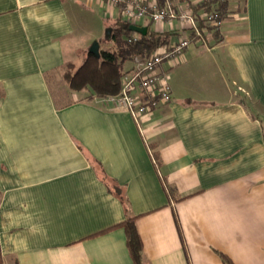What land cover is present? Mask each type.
<instances>
[{
    "label": "crops",
    "instance_id": "obj_1",
    "mask_svg": "<svg viewBox=\"0 0 264 264\" xmlns=\"http://www.w3.org/2000/svg\"><path fill=\"white\" fill-rule=\"evenodd\" d=\"M96 9L121 16L98 0H0L2 264H133L127 215L143 264H264V0L230 3L217 38L190 42L141 130L63 78L89 54L78 15ZM153 31L172 40L179 25Z\"/></svg>",
    "mask_w": 264,
    "mask_h": 264
},
{
    "label": "built area",
    "instance_id": "obj_2",
    "mask_svg": "<svg viewBox=\"0 0 264 264\" xmlns=\"http://www.w3.org/2000/svg\"><path fill=\"white\" fill-rule=\"evenodd\" d=\"M109 7H118L121 16L131 25H138L142 19L147 24L161 26L163 22H177L179 34L175 39L158 46L146 56L135 55L129 61L121 78L120 89L116 94L96 99L101 104H108L131 115L139 130L144 117L151 114L159 105L171 99L169 70L183 59L184 52L192 40L206 43V36L211 33L200 28L195 20L190 5L206 0H191L190 3L174 4L164 0L159 6L156 1L144 0H98ZM223 20H208L207 25L220 31ZM139 26V25H138ZM136 32H131L129 42L139 39ZM166 64L167 69H162Z\"/></svg>",
    "mask_w": 264,
    "mask_h": 264
},
{
    "label": "trees",
    "instance_id": "obj_3",
    "mask_svg": "<svg viewBox=\"0 0 264 264\" xmlns=\"http://www.w3.org/2000/svg\"><path fill=\"white\" fill-rule=\"evenodd\" d=\"M184 1L185 3L191 2V0ZM156 2L159 6L164 4V0H156ZM190 8L199 27L211 31L214 38H217L219 31L207 25V21H222L231 11L230 0H206L196 5H190ZM243 10L244 8H241L239 11L243 12ZM130 25L122 16L112 19L107 27V29L111 30L109 38L114 42L111 49H99V56L89 53L78 65L72 62L66 64L63 78L70 89L76 91L85 90L87 92L86 98L92 101L107 95L116 94L120 89L121 78L127 67L126 64L129 63L131 58L135 55H148L158 46L169 42L170 38L176 34L172 31L155 32L150 29V24H148V30L145 35H139V39L136 42H129L128 38L131 36ZM153 155L156 157L155 153ZM98 174L102 181L108 184L107 177L101 169H99ZM111 187L112 192L126 206V200L121 190L115 184H112ZM135 219L136 216L127 215L117 225L122 226L124 229L126 245L133 264H143L142 243L136 230ZM175 222L179 228L176 218ZM219 256L224 264H233L225 255L219 254ZM2 263L0 250V264Z\"/></svg>",
    "mask_w": 264,
    "mask_h": 264
},
{
    "label": "rangeland",
    "instance_id": "obj_4",
    "mask_svg": "<svg viewBox=\"0 0 264 264\" xmlns=\"http://www.w3.org/2000/svg\"><path fill=\"white\" fill-rule=\"evenodd\" d=\"M236 0H230V3H234ZM104 13L103 10L101 9H96L95 11H92L89 13V15H84V12H80L78 15V18L80 20V30L76 32L77 35V42H85L88 44V46L91 45V43L96 40L100 47L104 49H111L114 42L112 39L109 38L111 30L108 31L107 34V27L109 24L110 20H105L102 16ZM78 18H74V21L78 20ZM139 23V22H138ZM139 24H142L139 23ZM154 25L151 24L150 29L153 30L156 28V24L153 23ZM202 44V42L200 41ZM192 47V46H191ZM80 52V51H78ZM81 54L76 53L74 55H71L70 58H68V61H72L75 65H78L81 61ZM61 72L58 73V79L60 82L61 80Z\"/></svg>",
    "mask_w": 264,
    "mask_h": 264
},
{
    "label": "water",
    "instance_id": "obj_5",
    "mask_svg": "<svg viewBox=\"0 0 264 264\" xmlns=\"http://www.w3.org/2000/svg\"><path fill=\"white\" fill-rule=\"evenodd\" d=\"M110 29H107V34H108V31H109ZM129 30L132 32H136V33H138V34H140V35H145L146 34V32H147V28H146V26H138V25H130L129 26ZM88 52L89 53H91V54H93V55H95V56H99V43L96 41V40H94L92 43H91V45L89 46V48H88Z\"/></svg>",
    "mask_w": 264,
    "mask_h": 264
}]
</instances>
